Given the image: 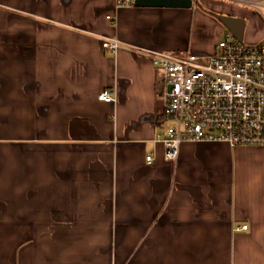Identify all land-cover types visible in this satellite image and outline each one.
<instances>
[{"label": "crops", "instance_id": "1", "mask_svg": "<svg viewBox=\"0 0 264 264\" xmlns=\"http://www.w3.org/2000/svg\"><path fill=\"white\" fill-rule=\"evenodd\" d=\"M221 17L264 42L257 12L219 0H0V264H264V148L187 142L166 162L158 142L154 56L211 59L234 37Z\"/></svg>", "mask_w": 264, "mask_h": 264}, {"label": "built area", "instance_id": "2", "mask_svg": "<svg viewBox=\"0 0 264 264\" xmlns=\"http://www.w3.org/2000/svg\"><path fill=\"white\" fill-rule=\"evenodd\" d=\"M116 1L118 8L135 7V0ZM219 1L255 11L264 19V0ZM105 47L113 54L120 48L117 42ZM218 48L205 62L197 56H154L164 75L166 117L174 124L158 139L166 162H175L187 142L264 148V42L249 46L228 36ZM99 100L115 103L116 98L103 91ZM147 162L151 165L153 157Z\"/></svg>", "mask_w": 264, "mask_h": 264}, {"label": "water", "instance_id": "3", "mask_svg": "<svg viewBox=\"0 0 264 264\" xmlns=\"http://www.w3.org/2000/svg\"><path fill=\"white\" fill-rule=\"evenodd\" d=\"M195 2L192 0H135L136 8L151 9H191ZM227 30L239 41H243L245 21L231 17L219 18ZM170 93L171 87L167 89Z\"/></svg>", "mask_w": 264, "mask_h": 264}, {"label": "rangeland", "instance_id": "4", "mask_svg": "<svg viewBox=\"0 0 264 264\" xmlns=\"http://www.w3.org/2000/svg\"><path fill=\"white\" fill-rule=\"evenodd\" d=\"M161 76H162V74H161ZM163 77V76H162ZM164 79V78H163ZM162 89H165V86H164V84L162 85Z\"/></svg>", "mask_w": 264, "mask_h": 264}]
</instances>
